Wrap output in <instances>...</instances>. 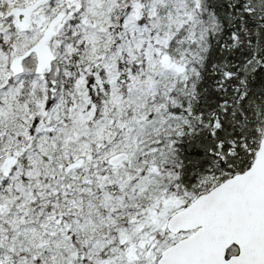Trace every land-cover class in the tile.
Listing matches in <instances>:
<instances>
[{
  "label": "rangeland",
  "instance_id": "rangeland-1",
  "mask_svg": "<svg viewBox=\"0 0 264 264\" xmlns=\"http://www.w3.org/2000/svg\"><path fill=\"white\" fill-rule=\"evenodd\" d=\"M192 1L0 0V170L34 147L48 176L33 175L37 190L22 196L10 175L0 178V264H155L182 236L165 229L183 207L179 196L209 188H176L161 164L170 134L183 131L172 108L187 102L185 81L196 80L200 63L190 44L202 38L189 26ZM68 29L70 44L60 38ZM45 98L54 101L48 109ZM119 152L128 158L112 164ZM209 174L211 186L228 177ZM96 197L104 210L93 214ZM124 203L132 206L123 218Z\"/></svg>",
  "mask_w": 264,
  "mask_h": 264
},
{
  "label": "trees",
  "instance_id": "trees-1",
  "mask_svg": "<svg viewBox=\"0 0 264 264\" xmlns=\"http://www.w3.org/2000/svg\"><path fill=\"white\" fill-rule=\"evenodd\" d=\"M191 10H194L191 18L195 26H192V23L189 26L194 32L202 33L200 42L190 43L195 45L200 63L196 80L188 75L190 79L185 81L187 102L179 99V109L172 108L173 116L177 117L175 125L183 127V131L179 137L170 134L169 140H174L173 147H165L162 153L165 158L161 159L162 169L173 174V185L185 190L194 187L199 189L201 186H204V189L210 187L212 179L207 183L205 180L210 178L211 172L231 175L248 167L264 127V0H193ZM68 21L70 26L73 20ZM70 34L68 29L64 34L65 39L63 35L60 36L61 42L65 40L66 44L72 43ZM29 52L24 57H27ZM61 67L62 65H58V72ZM226 71L229 73L228 77L224 75ZM47 87L48 84L43 89L42 84L44 93L50 92ZM52 101L51 98L44 99L45 109L49 108ZM187 106L190 107L189 117L186 115ZM37 118L35 116L32 123L31 120L28 122L29 134H32ZM214 120L219 125L211 130ZM25 154L29 157H24ZM30 157L32 160L36 157L35 164L27 165L26 159ZM10 160L11 167L4 172L0 170V178L5 179L10 175L12 186L21 196L28 191L33 194L37 190L32 184L38 182L33 175L41 178L43 171L44 177L39 180L41 183L46 181L47 171L43 166L39 170L38 166L42 165L44 160L35 153L34 147L30 152L24 151L18 156L13 154ZM36 169L39 170L37 174L33 173ZM59 172H62V169L57 172V176H60ZM49 173L51 175V172ZM200 180L205 182L199 184ZM50 181H54L53 176ZM94 189L98 190L97 187ZM73 192L72 195L76 196L77 191ZM191 196L192 194L179 196L182 203L180 206H184ZM78 197L80 201L87 200L89 203L84 191L78 192ZM98 199L96 197L95 201H92L93 214L104 210V199L96 203ZM131 199H126L127 203L136 201L135 197ZM140 199L142 200V197ZM127 203L119 207L123 218L132 206ZM56 206L61 205L53 204L55 210ZM61 208L65 209L64 206ZM58 210L61 211L59 208ZM82 213L83 208L76 213L73 210L74 215ZM119 225L118 223L116 227ZM98 231L108 232L107 225H100ZM234 251V246L229 248V252ZM79 256L85 257L86 253L79 252ZM78 261L84 262L83 258ZM90 262V259L86 260L87 264Z\"/></svg>",
  "mask_w": 264,
  "mask_h": 264
},
{
  "label": "water",
  "instance_id": "water-1",
  "mask_svg": "<svg viewBox=\"0 0 264 264\" xmlns=\"http://www.w3.org/2000/svg\"><path fill=\"white\" fill-rule=\"evenodd\" d=\"M124 158L120 153L111 162ZM166 228L188 234L155 264H264V129L250 165L170 215ZM232 245L237 251L227 255Z\"/></svg>",
  "mask_w": 264,
  "mask_h": 264
}]
</instances>
